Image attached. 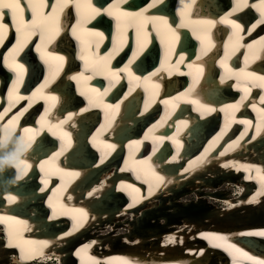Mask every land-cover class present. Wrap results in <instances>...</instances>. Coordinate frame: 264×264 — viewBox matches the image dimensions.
Returning a JSON list of instances; mask_svg holds the SVG:
<instances>
[{
    "label": "bare ground",
    "instance_id": "obj_1",
    "mask_svg": "<svg viewBox=\"0 0 264 264\" xmlns=\"http://www.w3.org/2000/svg\"><path fill=\"white\" fill-rule=\"evenodd\" d=\"M135 1L146 4L147 11L135 10L130 6L132 0H122L118 5L116 0H80L79 8L69 0L62 9L59 0H17L20 9L15 16L12 10L0 7V23L6 25L0 29V47L8 37L14 38L7 51L0 50L3 69L0 85L8 81L10 90L18 80L14 95L9 93V99L2 98L0 134L13 121L12 132L23 135L30 145L21 160L22 166L29 165L22 179H15L19 170L13 173L14 169H5L0 174V218H3L0 219V264L25 262L24 255L15 253L16 249L25 247L41 248V260L49 264L54 249L75 247L67 241L79 231L81 236L91 231L85 240L97 238L103 244L129 250V258L124 259L127 264H205L208 260L218 261V257L221 260L224 252L231 257L232 264L264 260V251L256 253L258 248L264 250V236L256 235L264 231V195H257L261 183L255 171L259 168L264 175V113L260 111L264 109L261 102L264 86H260L258 79L264 76V23H258L261 17L254 18L252 12L261 0H248L249 6L238 11H233L235 0H191L193 11L179 22L175 17L166 19L151 13L161 0L155 4L153 0ZM4 2L11 0H0ZM97 17L110 25L109 32L90 24ZM225 17L239 24V29L223 23ZM45 18L47 31L33 29L34 22ZM186 31L191 32L197 45L186 37ZM159 33L171 36V46L164 41L168 56L161 50L156 57L154 44L147 41L152 34ZM34 38L38 40L36 44ZM130 38L135 45L142 42L141 46L131 50L128 65L122 62L127 59V53L120 54L117 62L123 65L108 72L103 86L96 78L100 75L106 78L105 64L113 67L111 58ZM71 39L76 40L75 45ZM105 40L119 46L107 53L99 51ZM144 52L151 58L147 60L144 55L134 63ZM56 57H63V61ZM73 57L81 61L80 71L75 73L67 68L68 72L62 74L64 67L72 64ZM152 58H155L153 64ZM162 59L166 62L160 65L157 60ZM144 62L153 69L145 72ZM35 63L43 68V81L37 78L35 89L28 91L26 85L32 83L33 75L42 77L41 71H34ZM16 64L21 65L22 72L15 68ZM125 67L128 74L119 71ZM72 83L76 85L73 93L79 94L86 106L80 108L77 102L75 105L67 100L73 97L67 93ZM243 89L249 91L245 93ZM139 90L144 91L142 102ZM108 93L113 94L111 100L104 97ZM149 110L159 112V119L156 116L146 119ZM140 117L144 118L143 125L139 124ZM214 117L219 120L216 129ZM82 119L90 125L101 123L91 132ZM242 120L250 124L240 123ZM88 132L90 144L86 145L82 137ZM43 137L51 145L45 151L41 145ZM15 139L13 135V143ZM56 140L57 146L53 145ZM236 141L239 144L227 150ZM147 142L150 145L146 146ZM167 146L170 148L166 149ZM183 146L187 152H182ZM198 147H201L199 154L189 158L190 150ZM141 149L149 150L152 158ZM115 150V161L112 157L108 159ZM221 152L225 154L221 156ZM4 156L5 151H0V157ZM90 163L93 168L86 170L84 167ZM224 164L251 165L252 170L245 172ZM37 170L41 173L39 177ZM229 175L237 180L230 181ZM156 176L162 180L157 181ZM44 179L47 185L41 182ZM55 179L60 180L59 184ZM223 184L236 193L212 194L213 189ZM207 194L223 204L220 210L214 205L209 207L204 199ZM192 196L193 201L180 200ZM77 210L86 213V218ZM234 210L237 212L232 213ZM201 211L206 215L196 221H173L175 216L188 217ZM239 216L248 220L241 224L229 222H236ZM62 217L69 218L62 220L63 234L55 237L54 231L46 230L40 235L43 225L59 222ZM122 224L126 231L118 227ZM75 225L82 226L74 229ZM86 247L93 248L97 254L89 264L110 263L114 258L99 254L97 249H103L101 245L92 243ZM167 249L174 251L171 257ZM143 252L147 254L144 256ZM78 254L75 249L70 257L63 250L61 264H71Z\"/></svg>",
    "mask_w": 264,
    "mask_h": 264
},
{
    "label": "snow or ice",
    "instance_id": "obj_2",
    "mask_svg": "<svg viewBox=\"0 0 264 264\" xmlns=\"http://www.w3.org/2000/svg\"><path fill=\"white\" fill-rule=\"evenodd\" d=\"M73 2L76 4L77 8L80 7V0H73ZM120 2H122V0H116L117 5ZM156 2H158V0H153V4H155ZM68 3H69V0H59V5H60V8L61 9L63 7H65ZM235 5L236 6H235V8H233V11H238L242 7H248L249 6L248 5V0H235ZM151 6L152 5H149V7H151ZM0 7H3V8H7V9L12 10L13 16H15L16 10L17 9H20V4L17 2V0H11V2L0 3ZM89 7H90V5H89ZM253 7H256V5L253 4ZM117 10H119V9L117 8ZM257 10L260 12V17H261V19L258 21V23H264V0H261L260 5L257 8ZM95 11H96V9H93V12H95ZM144 11L146 12L147 9H144ZM4 15H7V13H5ZM125 15H129V14L128 13H125ZM134 15L141 16L142 13H135ZM229 15H231V13H229ZM144 19H152V17H144ZM222 22L223 23L232 24L233 27L236 28V29H239V27H240L239 24L233 23V21L227 19V17H225L222 20ZM165 23H166V21H165ZM254 26L255 25H253V27ZM5 28H6V25L4 23H0V29H5ZM35 28H39L41 30V32L47 31L48 30L47 18H45L44 20H42L40 22H34L33 23V29H35ZM17 31H19V29H17ZM33 34H34V32H33ZM97 35H99V33H97ZM41 39L43 40L44 37L41 36ZM205 51H206V49H205ZM45 55H47V54H45ZM56 59H58L60 61H63V57H56ZM129 63H131V61ZM15 68L17 70H19V72H22L23 71V68L19 64H16L15 65ZM197 70L199 71V69H197ZM119 71H127V67H125L124 69H120ZM153 75H155V73H153ZM248 75L251 76L253 74L252 73H249ZM73 79H76V77H73ZM258 79L261 81V85L260 86H264V76L259 77ZM13 83H14V87L12 89H10V95H14V92H15V84L18 83V80L17 81H14ZM243 90L245 91V93H247L249 91V89H243ZM52 99H55V98L53 97ZM261 102L264 103V97H261ZM193 103H195V101H193ZM116 107H118V105ZM230 107H232L233 109H236V108H238V105H231ZM253 107H255V106L253 105ZM260 111L262 113H264V109H262ZM0 118H2V117H0ZM239 122L240 123H244L245 125H249L250 124V122L247 121V120H242V121H239ZM9 125H11V127H9V126L6 125L5 126V129H10L11 131H13L14 128H15L14 122L13 121H9ZM25 131L26 132H31L32 130L31 129H25ZM259 132H260V126L258 125L257 126V133H259ZM6 135H7V133H6ZM64 135L67 136V133H64ZM242 138H243V134L241 136V139ZM157 139H162V138H157ZM252 139H255V137H252ZM238 144H239V141H236L234 144L229 145V149H227V150H231L232 148H234ZM224 154H225V152H221L220 153L221 156H223ZM173 159H175V157H173ZM223 166L224 167L234 166V167L237 168V170H240L242 168L245 172H248V171L252 170V166L251 165H229V164H224ZM28 167H29V165H27V164H23L22 167H20L18 165V170L21 171L22 173H24V172L27 171ZM255 171H256L257 177L259 178V181L261 183V191L258 192L257 195H264V175L261 174V170L259 168H256ZM153 175H155V173H153ZM250 178L251 177H245V179H250ZM156 179H157V181H161L162 180V177L156 176ZM41 182L43 184L47 185V179H44ZM9 199H11V197H9ZM254 200H255V197H253V201ZM250 202H252V201H250ZM129 207H132V205H129ZM77 211L80 212V216L81 217H85L86 218V213H84L82 210H77ZM0 219H3V218H0ZM79 226H82V225H75L74 226V229H75V227H79ZM256 235L264 236V231L258 232V233H256ZM205 238L208 239L209 237H205ZM211 239H216V238L213 237ZM171 240H172V237H169V242H171ZM44 246H46V245H44ZM229 247H232V246L229 245ZM236 251H239V249H236ZM244 255H247V254L244 253ZM248 258L249 259H252V257H248ZM124 264H127V262L125 261ZM254 264H264V260L255 261Z\"/></svg>",
    "mask_w": 264,
    "mask_h": 264
},
{
    "label": "clouds",
    "instance_id": "obj_3",
    "mask_svg": "<svg viewBox=\"0 0 264 264\" xmlns=\"http://www.w3.org/2000/svg\"><path fill=\"white\" fill-rule=\"evenodd\" d=\"M7 133V135H6ZM15 135V142H12V136ZM11 145V152H8L4 157H0V174H2L5 169L18 170V165L22 167L21 160L30 150V145L25 140L23 135H17L13 133L10 129H3L2 134H0V151H7ZM23 178V173L19 171V174L15 176V179L19 181Z\"/></svg>",
    "mask_w": 264,
    "mask_h": 264
},
{
    "label": "rangeland",
    "instance_id": "obj_4",
    "mask_svg": "<svg viewBox=\"0 0 264 264\" xmlns=\"http://www.w3.org/2000/svg\"><path fill=\"white\" fill-rule=\"evenodd\" d=\"M218 6H219V4H218ZM230 189H232L231 187L229 188V187H227L225 184H223L222 186H220L219 188H217L216 190L215 189H213L214 191H212L213 192V194H215V193H220V192H224V193H228V195H234L235 193H236V191H232V190H230ZM233 189H235V188H233ZM209 191H211V190H209ZM211 192V193H212ZM208 196H209V198H208ZM195 199V197H191L190 199L188 198V199H180L181 201L183 200L184 202H186L187 200L189 201H193ZM204 199H205V201L206 202H208L210 205H214L216 208H217V210H220L219 209V206H222L223 204H221V202L219 203V201H217V199L216 200H213V199H211L210 198V194H207V196H205L204 197ZM182 201V202H183ZM123 224L122 225H120V226H118V227H121L122 229H124L125 230V228H123ZM126 231V230H125ZM106 233V232H105ZM122 234V233H121Z\"/></svg>",
    "mask_w": 264,
    "mask_h": 264
},
{
    "label": "water",
    "instance_id": "obj_5",
    "mask_svg": "<svg viewBox=\"0 0 264 264\" xmlns=\"http://www.w3.org/2000/svg\"><path fill=\"white\" fill-rule=\"evenodd\" d=\"M140 122H141V120H140ZM140 122H139V124H140ZM83 140H84V138H83ZM84 142V141H83ZM166 149H168V147L166 148ZM229 176H231V175H229ZM228 176V178L230 179V181H235V180H237L236 179V177L235 176H231L232 178H230ZM226 179H227V177H226ZM220 181V180H219ZM220 183V182H219ZM218 184V183H217ZM235 188V187H234ZM213 194V193H212ZM245 194V193H244ZM221 195H223V194H221ZM241 195H243V193H241ZM241 195H238L237 197H239V196H241ZM246 195V194H245ZM218 197H221V196H218ZM209 205V207L211 206L210 204H208ZM235 212H237V210L235 211L234 210V212H232V213H235ZM206 212L205 211H201L200 213H196V214H194V215H192V216H186V215H182V217H180V216H178V217H176L175 216V220H173L175 223H180V222H182L183 220H185V219H187V220H190V221H196L197 220V218L199 217V216H203V215H206L205 214ZM243 214V213H242ZM188 215V214H187ZM241 216H239V218L238 219H236L237 221L236 222H232V221H229V222H231V223H236V224H241V222L243 223V222H245L246 220H248V218L246 219V218H240ZM196 219V220H195ZM242 219V220H241Z\"/></svg>",
    "mask_w": 264,
    "mask_h": 264
}]
</instances>
